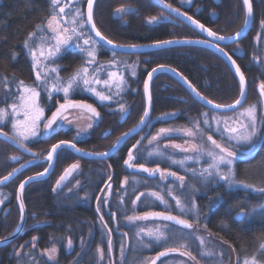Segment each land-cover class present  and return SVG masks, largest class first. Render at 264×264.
<instances>
[{"label": "trees", "instance_id": "1", "mask_svg": "<svg viewBox=\"0 0 264 264\" xmlns=\"http://www.w3.org/2000/svg\"><path fill=\"white\" fill-rule=\"evenodd\" d=\"M87 1V0H86ZM84 2V9L86 6ZM178 5L182 9L194 15L200 21L210 26L219 33L228 34L239 29L244 23L243 0H193L191 5L184 3V0H168ZM254 5V22L251 30L241 41L233 44H225V48L234 56L246 75L249 85V96L254 94L257 98L260 91L257 87L259 81L264 82V55L263 41H256L257 29L264 20V0H252ZM122 3H132L137 9L126 15V22L120 17L113 15V9ZM202 5L201 9L196 8ZM51 0H0V79L11 77L12 79L29 80L33 82L34 70L29 57V49L24 46V42L30 32L37 31V25H43L50 10ZM159 6L153 0H96L94 14L96 21L102 32L114 41L121 43H143L151 42L171 37H201L196 29L168 14V19L160 20L156 23H149L146 18L155 14ZM212 11H217L216 16ZM88 31L90 29L87 27ZM264 31V27H263ZM91 33V32H90ZM92 35V34H91ZM104 45V44H103ZM106 47V46H105ZM106 51L114 50L108 47ZM121 55L131 57L139 56L138 76L131 80L130 88L120 95L118 103L125 102L126 112H129L127 121L122 122L114 108L116 103H104L102 112L104 117L100 123L89 133H80L74 128H61L54 134L47 137H40L30 141L28 145L37 150L38 156H45L51 146L61 140H73L78 145L91 150H105L113 145L116 139L127 129L132 127L143 115L146 101L144 93V81L150 69L159 64H169L178 68L190 81L209 98L226 103L235 100L240 93L238 77L230 64L214 50L201 45H175L165 48L154 49L141 53H127L116 51ZM101 54L104 55V49ZM82 56L79 51L69 50L60 58L62 71L71 73L78 64L81 63ZM35 82V81H34ZM153 110L151 118L156 119L151 126L146 125L148 134L141 139L140 135L131 136L127 142L111 157L104 160L89 159L76 154L67 147H62L58 152L56 165L52 173L41 180L34 181L27 185L25 189V202L27 212H29V223L19 236V243L38 236L37 246L32 247L29 240L22 253L17 256L10 254L12 242L0 246V264H98V245H105L107 238L110 240V233L107 236L99 232L97 199L103 183L109 177L112 178L110 185L114 182L120 191L130 190L136 170L130 169L124 164L127 159L128 150L133 152L138 150L140 145L147 140L150 133L158 126L169 125L177 127H193L195 121H200V126L206 132L211 133L203 123L202 111L208 110L216 113H232L213 110L198 101L191 92L176 77L168 72L157 73L152 81ZM83 98H90L85 96ZM46 97H43V101ZM242 107V106H241ZM179 110L176 117L161 120V117L172 111ZM9 131L8 127L2 126ZM144 129V130H145ZM143 130V131H144ZM216 138V136H214ZM139 139V140H138ZM141 139V140H140ZM217 139V138H216ZM218 140V139H217ZM137 141H140L137 144ZM220 142V140H218ZM221 143V142H220ZM2 150L11 149L17 154L12 156L18 159L0 164V177L11 171L22 159L28 158L10 143L0 139ZM9 152V151H8ZM5 153L1 151L0 160H6ZM249 157L241 158L237 163L238 172L241 176L245 174L251 176H264V142L259 150ZM11 156V157H12ZM140 158L136 164L143 163L153 166L155 161H147L140 153ZM75 159L83 162L81 176L84 179V186L78 190L67 191L64 187L55 185V178L59 176L63 168L69 164H76ZM247 163H251L247 165ZM48 162L35 163L28 167L15 179L4 185L16 195L19 183L29 174L43 170ZM246 172V173H245ZM127 177L130 182L124 188H119L120 182ZM55 189V190H54ZM235 194H239L238 192ZM83 196V198L81 197ZM119 196L114 193V199L109 203L111 209L117 212V221L120 229H125L128 233L126 240L125 256L126 260L140 255L133 256V230L124 225L122 218L124 213L117 206ZM234 197V196H233ZM16 207V206H15ZM147 207H138V211L143 212ZM127 210H129L127 208ZM128 213V211H127ZM11 215L10 228L14 229L16 221L15 208ZM104 222L114 225L115 221L103 211ZM215 218L225 217L223 224L232 225L231 232L227 233L233 241L249 247L259 237H264V231L255 225H248L247 222L238 221L232 216L225 215V210L219 207L214 214ZM100 216H102L100 214ZM43 220L42 223L38 222ZM38 221V222H37ZM34 222H37L36 224ZM230 223V224H229ZM13 226V227H12ZM257 227V228H256ZM9 228V229H10ZM6 234L11 230H5ZM116 231V230H114ZM0 229V236L6 235ZM72 240L69 248L68 239ZM88 239L85 245V253L78 255L84 246L79 245V240ZM122 234L113 232L112 241L116 253L119 251ZM56 246L59 249L57 258L54 261L46 260L39 255V249H47ZM155 247V248H154ZM151 253L162 248L154 246ZM163 250V249H162ZM140 262V261H139ZM138 262V263H139Z\"/></svg>", "mask_w": 264, "mask_h": 264}, {"label": "rangeland", "instance_id": "2", "mask_svg": "<svg viewBox=\"0 0 264 264\" xmlns=\"http://www.w3.org/2000/svg\"><path fill=\"white\" fill-rule=\"evenodd\" d=\"M86 0H73V3L70 7H66L65 8V13L68 14L67 18H71V14L72 12H74L75 8H79L81 11H83L85 13V9H84V2ZM193 0H184V3L187 4L188 6L191 5ZM69 0H60V5H66L68 4ZM52 9L50 10V14L47 15L46 20L44 21L43 25L41 26H46L47 25V20L50 17L51 14H53V6H51ZM120 7H124L126 9H128V11L125 14H119L116 12L117 8ZM202 5H199L196 8V11L201 9ZM137 9V6L135 4L132 3H122L117 5L114 9H113V15L120 17L121 20L123 22H126V15L134 10ZM244 9H245V5H244ZM55 11H59L58 8L55 9ZM246 12V10H245ZM213 16H216L217 11H212L211 12ZM150 17H156L155 20L150 21L149 18ZM94 18L96 21V14H94ZM244 18H245V14H244ZM168 19V13L162 9L159 8V10L152 15H149L146 18V21L149 23H156L159 22L160 20H165ZM184 22V21H183ZM97 23V21H96ZM99 25V24H97ZM100 26V25H99ZM87 25L84 28L85 33H88L91 35V33L88 31L87 29ZM100 28V27H99ZM93 39L97 40L93 35H91ZM256 41L259 43V41H263V52H264V31H263V27L260 25V27L257 29V33H256V37H255ZM98 41V40H97ZM241 41V40H240ZM239 42V41H238ZM82 43V41H81ZM233 44V43H232ZM105 48L108 49V47H105V45L101 44L98 41V45H97V62L100 65H107L109 61H111L112 59H115L117 62V67L116 68H107L106 71H118L119 73L123 74L125 80H126V84L123 86V91L120 92V94L114 95V93L117 91L114 87L112 88V93H113V99L111 100H107V101H101L96 95H94L93 93L89 92L87 89L83 88V86H81V88H77L75 91H73L70 94V99L74 100V99H83V97L85 96H90L92 98H94L95 101H97V103L99 104H104V103H116L114 104V108L117 110V112L119 113L118 116L122 113L119 111V104L120 103H124L126 105L125 102H120L118 103L119 99H120V95L124 92H127L128 89L130 88V82L132 79L136 78L138 76V67H139V56H128V55H121L116 53L114 50H109L106 51ZM165 48V47H163ZM104 49V55L101 54V52H103ZM69 50H76L79 51L80 50L73 44V45H69L66 49H63L62 52L58 55L57 59H56V63L51 65L53 67H58V70L60 72V76L61 77H68L70 74H72L84 61V55L80 52L82 59H81V63L78 64L76 66V68L69 74H66L62 71V65H61V61L60 58L63 54H65L67 51ZM29 51V57L32 61V67L33 64L35 63V61L33 60L30 50ZM113 53H115V56H113ZM264 55V53H263ZM132 66V67H129ZM133 69L135 71V75H133ZM34 70V68H33ZM100 78L103 79H107V76L105 75L104 72L100 73ZM34 79H35V70H34ZM238 79V78H237ZM17 81H21L19 79H12L11 77L8 78V88L4 87V81H3V77L2 79H0V107H6L8 104L12 103V99L13 97L10 96V92L9 89L11 90L12 94L16 93V89H17ZM25 82V84L28 85H33V84H37L38 82L36 80H34L33 82L29 81V80H22ZM239 81V79H238ZM262 82L259 81L257 84V87L259 89V86ZM94 87H96V89L98 91H105V94H109V92L104 88L103 85H93ZM249 88V85H248ZM37 90L40 92V97H39V104L40 106L44 109V116L45 118H49V115L52 113L54 108H50L53 105L58 106L59 104L64 102V96L63 93H56V92H52L51 95V99H49V95L46 91H44L41 88H37ZM249 92V91H248ZM153 96V95H152ZM43 97H46V100L43 101ZM254 94H251L249 96H247V99L245 101V103L242 105V107H240L238 110H236L235 112L232 113H216V112H210L208 110H203L202 111V117L205 119H207L209 121V124H211V133L214 136L217 137L218 140H220L221 143H224V140L222 139V133L217 131V125L215 120L213 119V117H216L217 119H222L223 117H238L239 113L241 111H243L245 108H248L250 105H255L256 106V115H257V126H258V133L257 135L253 138L251 143H235L234 141L232 142L234 147L232 148L233 151H236L237 153H240L241 155H250L252 154L255 149L259 146H261L264 142L263 136H264V97H262L260 94L257 98H253ZM50 108V110L48 109ZM49 110V111H48ZM207 113V117H205L203 114ZM67 117V119H62L59 120L57 122L56 125H53V128L55 129V132L58 131L61 128L64 129H68V128H74L76 129L78 132L80 133H89L91 130H93V128L95 126H97L100 121L96 118V117H91V113L87 112L86 110H82V109H69L67 112L64 113ZM178 114H180L179 110H175L172 111L170 113L165 114L164 116L161 117V120H165V119H169L171 117H176ZM22 118V117H21ZM152 118L150 117V120ZM47 122V119H44L41 123H40V130L37 133V137L35 138H30L28 141H25L24 143H29L30 141H33L35 139H38L40 137H47L50 135H46L43 129V124ZM7 123V127L11 132V122L10 121H6ZM91 124L92 127H88V125ZM3 126V125H0ZM208 125H205V127ZM233 126H236L235 124ZM161 128L164 129H172L173 131L169 134H167L166 136H161L158 138V140L156 141H152V143L150 144L149 141L152 140L153 136H156L157 133L159 132V130ZM191 128V127H177V126H169V125H161L158 126L154 132H152V134L150 133V135H148V137L146 138L147 140H145L144 143H142L139 147L138 150H135L134 154H138L140 155V153L143 155V157L149 162V161H155L157 163L153 164V166L155 165H160L163 166V162H167L168 166H170L171 170H179L182 172H186V170L190 171L191 173H193L192 177H195V180L197 181V183L199 182V184H196L194 181L193 186L195 188H197L196 190H200L201 188H203L209 181H211L213 178H215V181H219L220 179L218 177L213 176L211 179H208L207 181L202 180L199 178L200 173L203 171V169L207 168L208 165L211 163L210 158L204 153V152H194L191 151L192 145L196 144L199 145L202 143L201 139L199 137L196 138H192L189 137L187 135H185V130ZM209 134V132H206V135L204 137L203 143H206L207 146L209 148H211V143L209 141H207L206 136ZM176 144H180L181 148L179 151H177L176 147H174V145ZM2 144H0V158H1V151L4 152L5 154V158L6 160H0V164L1 162H5V164L9 161L8 159H10V157L13 154H17L15 151L13 152L11 149H7L6 151L2 150L1 147ZM184 149H189L188 151H185ZM9 151V152H8ZM149 153H154V155L149 156ZM155 153H161L159 155H156ZM241 160V158L239 156H236L234 162H233V170L235 172V176H236V180L240 181L242 183H238V184H234L232 186H229L228 184H226L223 180H220V184L222 185V187H226V190H228L229 192H249V193H253V195H255L252 199L251 202L246 201V199H240L239 197H237L236 199H240L239 201L236 200V202H244L246 204L247 207V216H245V220L248 221L247 224L250 225H255L257 227L262 226L264 230V191H261L260 189H264V178L263 180H257L254 178H247V176H241L238 172V168H237V161ZM76 162H78L80 164V168L75 172V174L71 177L70 182H68V184L65 186L67 189V191H74V190H78L81 187L84 186V179L81 176L82 170H83V162L80 159H75ZM173 161H183V164L180 163H173ZM136 162V161H133ZM199 163V168H193V169H189L188 165L191 163ZM56 165V164H55ZM68 165H66L63 170L67 167ZM223 167V166H222ZM62 170V171H63ZM52 173V172H51ZM62 173V172H61ZM60 173V174H61ZM195 173V175H194ZM59 174V175H60ZM59 177V176H58ZM58 177L55 178V180L58 179ZM180 177V176H179ZM178 177V180H176V176L173 177V179L170 180V182L168 181L167 185L168 186H160L161 188L165 189V191H160L159 195L164 197L166 196V198H168V196H170V198L176 197L179 198L181 197V193L185 192L187 190H182V187L184 185V181H180ZM123 179L120 184H119V188H124L126 187L130 180L127 178V183H124ZM136 180L135 182H132V187L130 188V190H128L126 188V190L120 191V189H118L116 187L115 183V179L114 182L112 183V185H110L111 180L107 179L105 181V183H103L102 188L100 189L99 192V197L97 199V208H99L98 211V222H99V232H101L104 236L108 235V228L105 227V218L104 220H101V216L100 214L103 213V211L105 210V201L108 197V193L110 190V194H111V199H114V193H116L118 196H120L121 199L119 202H117L118 204V208L121 209V211L125 214L124 217L122 218V222L124 225L130 227L133 230V237L134 241H133V256L134 255H140L141 256V260L140 257H133L131 262L130 260L125 261V249H126V239L125 237L122 235V239H121V244L119 247V251L118 253H116V249L114 246V243L112 241V238L110 237V241H111V249H109V238H107V243L103 246L98 245L97 249L99 252V256H98V264H150V262L152 261V259H154L156 256H151V251L155 248L154 246H157L159 248H165L166 246H171V245H175L172 246L170 248L175 247L176 251L174 252H169L167 255L165 256H161L159 258V260L156 261L155 264H201V262L199 260L192 259L190 258L188 255H181V253H187L190 251V246L192 245L195 248V251L198 252L200 255L201 253H205V255H201L204 258V262L205 264H244L245 259L251 260V258L255 255L257 258V264H264V255H262L259 251L260 249V245L264 244V239L262 238V240L259 241H255L254 243L250 244V247L252 249H250V253L246 254L244 256V253L239 254L240 251L239 249H235L231 246L230 243H228L227 241L221 240L219 238L216 237V239H213L211 236H208L209 232L204 230V231H194L193 229H186L185 231H187L185 233V237L182 239V241H175L173 240H169V242L167 244L165 243H161V242H156L153 238L148 237L147 236V231L149 229L152 230H156L159 229L160 231L164 232L166 236L168 237H173V230L175 231V233H177L176 229L173 228L172 226L169 225V223H166V221H162V220H157V219H147V220H138L135 222H129L127 220L126 217L128 216H140L142 215V212L138 211V207L142 206V207H147L148 209H152V207L154 205H159L161 204L162 206L165 203H161L160 200H158L156 197L152 196L151 193L152 192H156L158 193L156 190L152 189L150 187L151 181L146 178L144 176V174H138V176H135L133 181ZM163 181V180H162ZM165 181V180H164ZM192 182V180H191ZM110 185V187H109ZM161 185V184H160ZM244 185H250V187H245ZM189 192H193V191H189ZM140 193H144L143 196H141L140 200L136 201V204L133 205L132 201L136 199V196L140 195ZM167 193V195H166ZM169 193H171L169 195ZM25 195V192H24ZM13 196V192H11L8 188H4V187H0V201H2L4 206H2V209L6 207L7 203L9 200L12 199ZM83 198V196H81ZM192 199L195 200V203L197 204V199L195 197H193ZM182 202L185 201V199H180ZM172 201H175V199H167L166 203L169 207L171 206ZM111 202V201H110ZM11 204V206H10ZM10 204H8V206L11 207V213L13 211V209L15 208V215H16V221L14 223V226L17 224L19 218H20V211H19V205L17 203V198L16 195H14L13 198V202H11ZM109 203V207H110ZM16 206V207H15ZM197 206H199L197 204ZM112 208V207H111ZM127 208L129 210H127ZM177 208V207H176ZM178 209V208H177ZM199 207H198V213L199 211ZM179 210V209H178ZM128 211V213H127ZM13 215V214H12ZM190 215H196L191 213ZM258 219H260V222L258 221ZM43 220H40L38 222L42 223ZM106 221V220H105ZM32 221H30L29 219V212H27V219H26V225L27 226L29 223H31ZM37 222H34L35 224ZM108 225V224H107ZM13 227V226H12ZM256 227V228H257ZM26 229V227H24V229L22 231H24ZM140 229H144V233H142L140 236L137 235L138 232H140ZM7 230H12L11 228L7 229ZM13 231V230H12ZM11 231V232H12ZM6 231H2V233H4ZM181 232V231H179ZM6 234V233H4ZM9 234V233H8ZM7 235V234H6ZM21 235V233L19 234V236ZM19 236L13 240L12 242V246H11V252L10 254H16L17 256H19L23 249L24 246L26 245V243L30 240L31 243H33L32 238L19 243L21 241H19ZM213 236V235H212ZM34 237V236H33ZM37 237L38 240V236ZM197 237H203L204 239V245L202 246L200 244L199 239H197ZM37 240L34 242L35 243V247L37 246ZM87 240L88 239H83L81 238L79 240V245L84 246V248H81V250L78 252V257L79 255H81L82 253H85V245L87 244ZM186 245L187 247H180V245ZM23 245V247H21ZM243 245V244H242ZM154 247V248H153ZM47 248V249H51ZM55 248L57 249V252L54 255V258L52 260H49L48 258V254L45 252L46 249H39V255L44 256L46 258V260L49 261H54L59 253V249L55 246ZM168 248V249H170ZM189 249V251L187 249ZM166 249V248H165ZM191 252V251H190ZM19 253V255H18ZM193 256V255H192ZM195 257V256H194ZM140 261V262H139ZM139 262V263H138Z\"/></svg>", "mask_w": 264, "mask_h": 264}, {"label": "snow or ice", "instance_id": "3", "mask_svg": "<svg viewBox=\"0 0 264 264\" xmlns=\"http://www.w3.org/2000/svg\"><path fill=\"white\" fill-rule=\"evenodd\" d=\"M159 3L163 4L166 8H171L170 4L164 3V0H158ZM73 3V0H69L68 4L61 6L60 0H51V4L53 6V14L47 20L46 26L37 25V31L30 32L28 34L27 39L24 42V46L30 50L31 56L35 63L33 64V68L35 70V80L38 82L37 84L28 85L25 84L24 81H17V89L16 93L12 94L9 89L10 96L13 97L12 103L8 104L6 107H0V125L7 127L6 121L11 122V133L9 136V132L3 131V128L0 127V136H3L5 140L11 139L21 146H24V142L28 141L30 138L37 137V133L40 130V123L47 119V122L43 124V129L46 135H51L55 133V129L53 125H56L59 120L67 119L64 116V113L69 109H82L91 113V117H99V113L96 109L91 105L84 103L83 101H75L70 99V94L75 91L77 88L87 89L89 92L96 95L101 101H107L113 99L112 88L114 87L117 91L114 95H119L121 91H123V86L126 84V80L123 74L118 71H106L107 68H116L117 62L115 59H112L108 62L107 65H100L97 62V45L98 41L93 39L92 36L88 33H85L84 28L86 25H91V30L95 32V36L99 37L100 40H105L109 45L113 44V41L107 39L102 35L100 30L96 27L93 18V6L95 0H87V14L85 17V13L81 11L79 8H75L74 12L71 14V18H67L68 14L65 13V8L70 7ZM244 5L246 6V18H245V27L248 24V18L252 14V4L251 0H243ZM58 8L59 11H55ZM173 11H179L178 9H172ZM128 9L124 7H120L116 9V12L119 14H125ZM182 15H186L183 14ZM156 17H150L149 20L153 21ZM189 20L192 21L193 24L197 25L200 29L206 31L207 36L212 37L216 40H225L232 39V37L220 36L216 32L211 31L210 29H205L203 24H200L199 21L193 20L192 17H188ZM261 26L264 27V20L261 21ZM235 36L238 38L240 36V32H236ZM82 41V43H81ZM177 43L179 41H176ZM202 43H211L210 41H200ZM174 41H157L155 46L159 47L165 44H172ZM75 45L80 52L84 55L83 63L68 77H61L58 67H53L51 65L56 63V59L58 55L62 52L63 49H66L69 45ZM116 47H124L123 45H117ZM128 47L136 48V45H129ZM223 52V49H219ZM227 56L228 54L225 53ZM115 56V53H113ZM228 59L231 61L233 65H236V61L232 60L231 56H228ZM132 67V66H129ZM163 68V66H161ZM157 69H153L152 72H155ZM175 71V69H172ZM104 72L107 76V79H101L100 73ZM236 72L239 74V98H237L231 104H219L214 101L208 99L207 97L201 96L199 92L193 88V92L196 93L201 99L205 101L207 105H211L216 109H235L237 105H241L243 99L245 98V76L241 72L238 65H236ZM133 75H135V71L133 69ZM152 73H148V79L151 80ZM4 87L8 88V78L3 77ZM93 85H103L104 88L109 92V94H105V91H98L96 87ZM191 87V85H190ZM37 88H41L46 91L49 95V99H51L52 92L63 93L64 102L59 104L50 118H45L44 109L39 104L40 92ZM145 93L147 94L149 91V83L146 80L144 83ZM260 95L264 97V82H262L259 86ZM150 99V97H149ZM119 111L122 113H126L125 104H119ZM207 117V113L203 114ZM22 117V118H21ZM149 117V111L145 109L143 115L140 118V124L147 123V118ZM217 125V131L222 133V139L224 143H218L216 139L213 138L212 135L208 134L206 136L207 141L211 143V148L207 146L206 143H203L204 137L206 135L205 130L201 128L200 121H195L192 128H188L185 130V135L196 138L199 137L202 141L201 144L196 145L193 144L191 151L194 152H204L211 160V163L207 168L203 169L200 173L199 178L207 181L211 179L213 176L218 177L220 180H223L229 186L234 184L242 183L236 180L235 172L233 170V162L237 156V153L232 150L234 147L233 141L237 144L239 143H251L253 138L258 133L257 126V115H256V106L250 105L248 108H245L243 111L239 113L238 117H223L222 119H217L213 117ZM205 125H208V128L211 129V124L209 121L205 119L203 121ZM236 126H233V125ZM88 127H92L91 124ZM139 127V125L137 126ZM136 131V128L131 129L128 133L122 134L121 137L117 138V141L112 145L113 149L118 148L121 143L127 142L128 138ZM172 129H164L161 128L156 136L152 137V140L149 141L151 144L152 141L158 140L161 136H166L171 133ZM80 133H77L79 136ZM140 141H137L139 144ZM62 146H70L75 149L77 152L80 149L76 148V144L71 141L61 140L56 144L51 146V150L47 154V161L51 162L54 159V154L57 153V150ZM176 148H180V145H174ZM132 148H136V145H133ZM132 148L128 150L127 159L124 160V164L129 167H138L145 173H148L150 176H154L156 173H160L161 178H165L164 171L159 168L157 165L156 168H147L143 163L134 164L133 161H136L140 158L138 154H134ZM188 151L189 149H184ZM159 155L161 153H155ZM85 155H97L100 157H106L109 153H85ZM154 155V153H149V156ZM10 159L15 160L18 159L15 156L10 157ZM173 163L183 164V161H173ZM223 166V167H222ZM25 165H21V168H24ZM79 167L78 164H73L69 169H65L64 174L60 176L57 180V187L61 186V183L66 179V177L71 173V171L77 169ZM20 169H13L12 172H9L8 175L0 178V183L8 181L10 178L14 176L15 173L19 172ZM49 171L48 168L44 169V172L38 173L37 176H43ZM168 175L175 176V172H169ZM195 175V173H194ZM37 177H29L27 181L21 182L19 185L20 191L22 192L25 184L31 180L36 179ZM184 177H179L180 181H184ZM111 180V177H109ZM127 177H125L124 183H127ZM245 187H250V185H244ZM110 187V185H109ZM55 190V189H54ZM264 191V189H260ZM195 191V189H193ZM171 193H169L170 195ZM144 193H140V195L136 196V199L132 201L133 205L136 204V201L140 200L141 196ZM152 196L156 197L161 203H165L166 208L168 205L164 200V197L160 196L159 193L152 192ZM19 200L20 197L18 196ZM176 201V207L181 211V213H193L197 216L198 221V206L195 203V200L191 197L187 198L185 201H181L179 198L173 197ZM2 203V201H0ZM107 203V201H105ZM24 205L23 201L20 202V211L23 214ZM99 211V208L97 209ZM243 214V213H242ZM115 214H113L114 216ZM150 217H159L163 220L173 221L178 225H181L186 229H193V223L189 222L186 219H179L176 216L165 214L163 212H146L140 216H128L127 220L131 222H135L138 220H147ZM101 220L103 217L101 216ZM105 227H107V223L105 222ZM111 229H109V232ZM144 233V229H140V232L137 233L140 236ZM125 235H127L125 233ZM147 236L153 238L156 242H161L167 244L170 239H174V237H168L164 232L159 229L152 230L149 229L147 231ZM199 239L200 244L204 245L203 237H197ZM37 237H32V247H35V241ZM4 242V241H0ZM68 246L71 248L72 240L68 239ZM23 247V245L21 246ZM180 247H187L186 245L181 244ZM109 249H111V241L109 240ZM176 251V248H170L167 251L160 252L157 256H165L169 252ZM260 253L264 255V244L260 245L259 249ZM45 252L48 254L49 260L54 258L57 249L53 246L51 249H46ZM19 255V253H18ZM181 255H188L190 258L195 259L192 256L191 252L181 253ZM201 255H205V253H201ZM152 264H155V260L152 261ZM244 264H257V258L254 255L251 260L245 259Z\"/></svg>", "mask_w": 264, "mask_h": 264}, {"label": "flooded vegetation", "instance_id": "4", "mask_svg": "<svg viewBox=\"0 0 264 264\" xmlns=\"http://www.w3.org/2000/svg\"><path fill=\"white\" fill-rule=\"evenodd\" d=\"M169 2H171V1H169ZM174 5H176V4H174ZM176 6H178V5H176ZM83 99H85L86 101H88L89 103L94 105L96 111L99 113V117H96V118L99 121L102 120V118L104 117V113L102 112V109H101L103 104L97 103V101H95L94 98H92V97L83 98ZM58 106L53 105L52 107H50V108H54L52 112H54ZM50 108H48V109L50 110ZM51 115H52V113L49 115V118L51 117ZM128 117H129V112L121 113L119 115V118H121L122 122L127 121ZM155 121H156V119L155 120H153V119L150 120L149 119V122L147 123V125L149 124V126L151 128V126L155 123ZM143 130L141 132L137 133L138 135H140L139 137H141L144 134H148L147 129H145L144 131ZM210 135H212L214 139L217 138V137L215 138L213 134H210ZM263 140H264V136H263ZM71 141H73V140H71ZM217 142L220 143L218 140H217ZM25 144L28 145V143H25ZM176 145H180V144H176ZM28 146H30V145H28ZM30 147L32 149L36 150L32 146H30ZM83 148H85V147H83ZM259 148H260V146L255 149V151L252 153V155L255 154L259 150ZM176 149H177V151L180 150L178 148H176ZM97 151H99V150H97ZM45 156H38V154H37L36 157L39 160H37L35 163L42 162L43 160H46ZM57 157H58V155H57ZM31 158H32L31 156H28V158L22 159V161L20 163H22L24 161H27V160H29ZM101 160H104V159H101ZM238 162H239V160L237 161V163ZM20 163H18V164H20ZM133 163L136 164L135 162H133ZM34 164H32V165H34ZM76 164L79 165V167L76 169V171H77L80 168V164L78 162H76ZM250 164L251 163H247V165H250ZM32 165H30V166H32ZM30 166H28V167H30ZM199 166L200 165H199L198 162L197 163H191V164L188 165V168L189 169L199 168ZM149 167H157V165L149 166ZM160 167L162 168V171H164L165 178H163V179L161 178L160 173H156L154 176H150L149 174L143 172L142 170H140V171L136 170V172H138L139 174H144V176L151 181L150 187L152 189L156 190L158 193H160V191H165V189L161 188L160 186H168L167 185L168 181L170 182V180L173 179V177L176 176V180H178L179 176L180 177L183 176L185 179H184V185L182 187V190H187V191L181 193L180 199H185L186 200L189 197H191V198L195 197L197 199V201H198L197 204L199 205L198 207L200 208L199 209L200 212L198 213V221L199 222L197 223V216L196 215L195 216L194 215H190L191 213H187V214L181 213V211L176 208V203L174 201H172V203H171L172 207L168 206V208H166L165 204L163 206L161 204H159V205H154L152 207V209H146L145 211H148V210L149 211H161V212H166V213L178 216L180 218L186 219L189 222L193 223V225H194L193 230L194 231L199 232V231L206 230V231L209 232L208 236H211L213 239H216V237H217V238H219L221 240H224V241H227L228 243H230L231 246L234 248V250L235 249H237V250L239 249V251H240L239 254L244 253V256H245L246 254L250 253L249 251H250V249H252L250 246L249 247H243L242 244H238L236 241H233L230 237H228L227 233H229V231L231 232V230H232L231 226L232 225L230 226L227 223L226 224L222 223V220L225 219V217L215 218L214 214L216 213V210L219 207H221V209H223V211L225 210V215H228L229 217L232 216L234 219H236L238 221L248 222V221H246L244 219L245 216H247V210H248L247 207H246V204L244 202H238L237 203L236 200L239 201L242 198V199H246V201H248V202H251L253 197L255 196V195H253V193L241 192L240 191V192H238L239 194H235L237 192H229L228 190H226V187H222V185L220 184L221 181L220 180L219 181H215V178H213L211 181H209L200 190H196L197 188H195L192 183L195 182L196 184H199V182L197 183V181L195 180V177H192L193 173H191L190 171L186 170V172H182V171H179L177 169L171 170L170 166H168V163L166 161L163 162V166H160ZM169 172H175L176 175L175 176H170V175H168ZM74 174H75V172H74ZM244 176H247L248 179L249 178H254V179H257V180H263V178H264V176H251V175H247V174H245ZM71 177H70V179L67 180V182L64 185H62L59 188H62L64 186H66L68 184V182H70ZM191 180H192V182H191ZM0 187H4V186H0ZM193 189H195V191H193ZM189 191H193V192H189ZM166 195H167V193H166ZM237 197H239L240 199H236ZM110 199H111V194H110V190H109L108 197L106 199L107 203H105V210L104 211L107 213L108 216L110 215L111 219L113 220V213L112 212H115V211L113 209L109 208ZM121 199H123V198H121L120 196L117 198L118 201H120ZM167 199L168 200L169 199L173 200V198H170V196H168V198H166V196H165L164 200L167 201ZM11 202H12V199L8 201L6 207L3 208V209H2V206H4V205L1 206V204H3V203H0V229H1V231H5V230H7L8 228L11 227L10 226L11 220H12V218H11V215H12L11 210L12 209L10 207L11 206V204H10ZM8 204H10V206H8ZM19 211H20V208H19ZM145 211H143L142 214H144ZM101 215H102V217L104 219L103 213H101ZM151 219H157V220L166 221V223H169L170 226L175 228L176 231H177V233H175V231L173 230V232H174L173 233V237H174L175 241H182V239L185 237V233L187 231H185L186 228H183L181 225H178V224H176L173 221L163 220L161 218H151ZM258 221L260 222V219H258ZM263 222H264V219H263ZM18 223H19V220H18L17 224L15 225L14 229L16 228ZM107 228H108V231H109V229H111V231L109 232L111 236L113 235V232H117V231H114L115 230L114 229V225H107ZM117 228H118V233L122 234L125 237V239L127 240V238H128L127 231L125 229H120L119 225H118ZM14 229H12V230H14ZM122 231H125V232H122ZM179 231H181V232H179ZM262 231H264V230H262ZM125 233L127 235H125ZM2 236H5V235H2ZM2 236H0V237H2ZM261 237L256 239V242L259 241V240H262V238L264 239V237H262V238ZM170 240H173V239H170ZM172 246H175V245L166 246L165 248H170ZM189 246L191 247L190 248L191 254L193 256H195V258L197 260H199L201 262V264H205L204 258L198 252L195 251V248L192 245H189ZM165 248H162V249H165ZM162 249H160L159 251L157 250L156 252L152 253L151 256H154L155 254L160 252ZM187 250L189 251V249H187ZM126 259L127 258L125 256V261H127Z\"/></svg>", "mask_w": 264, "mask_h": 264}, {"label": "water", "instance_id": "5", "mask_svg": "<svg viewBox=\"0 0 264 264\" xmlns=\"http://www.w3.org/2000/svg\"><path fill=\"white\" fill-rule=\"evenodd\" d=\"M153 1L156 3V5L159 6V8H161L164 11H166L170 15L176 17L177 19H180V20L184 21L185 23H187L188 25H190L191 27H193L194 29H196L203 36H201V37H171V38H166V39H161V40H156V41H151V42H143V43H121V42H117V41L112 40L108 36H106L102 32V30L98 27V25H97V23L95 21V18H94V6H95V3H94V6H93V18H94V22L96 24V27L100 30V32L102 33L103 36H105L107 39L112 40L113 41V44L112 45H109L105 40H100L99 37H96L95 36V32L91 30V25H87V26L90 29V31L92 32V34L95 36V38L97 40H99L100 43H102L106 47H109V48L114 49L116 51L127 52V53H141V52H146V51H150V50H154V49H159V48H163V47H170V46H175V45H201V46L208 47V48L214 50L215 52H217L218 54H220L230 64V66L233 68V70L235 71L238 79H239V74L236 72V65L239 66L241 72L244 74V72H243L242 68L240 67L239 63L236 61V59L234 58V56L224 47V45L225 44H232V43H236V42L240 41L251 30L252 25H253V22H254V17H255V15H254V5H253V1L252 0H251V4H252L253 11H252L251 16L247 17L248 18V24H247V26L245 27V20H244V23L242 24V26L239 29H237L236 31H234L232 33H229V34H223V33H219L217 31H215L210 26L206 25L205 23H203L202 21H200L198 18H196L194 15L190 14L188 11H186V10H184V9L176 6V5H174L173 3H171V2H169L167 0H164V3L170 4L172 6L171 8L164 7L163 4H161V3L158 2V0H153ZM95 2H96V0H95ZM172 9H178L179 11L178 12L177 11H173ZM85 10H86V14H87V4H86V9ZM245 10H246V6H245ZM182 13L183 14H186V15H182ZM188 17H192L193 20L199 21L200 24H203L204 25L205 29H210L211 31L216 32L220 36L232 37V39L216 40V39H214L212 37H209V36H207L206 31L200 29L197 25L193 24L192 21L188 19ZM245 18H246V16H245ZM238 31L240 32V36L237 38L235 36V33L238 32ZM169 40L174 41V43H172V44H165V45H162V46H159V47L155 46V44H156L157 41H169ZM205 40L210 41L211 43L209 44V43H202V42H200V41H205ZM176 41H179V42L177 43ZM117 45H123L124 47H116ZM129 45H136L137 47L136 48L128 47ZM221 48L223 49V52H221L219 50ZM225 53H227L228 55L226 56ZM228 56H231L232 57V60H235L236 61V65H233L231 63V61L228 59ZM161 66H163V68H161ZM153 69H157V70L155 72H152ZM172 69H175V71H172ZM160 72H168V73L172 74L182 84L185 85V87L191 92V94L198 101H200L205 106H207V107H209V108H211L213 110H216V111L228 112V111H233V110H236V109L240 108L245 103V101L247 99V96H248V93H249L248 92L249 91V88H248L247 78H246V75L244 74L246 84H245V98L243 99L242 104L241 105H237V107L235 109H224V108L216 109V108H213L211 105H207L203 99H201L199 96L196 95L195 92H193L192 89L195 88L196 91L201 94V96L207 97L208 99L214 101L215 103H219V104H231L237 98H239V96L235 100H233L231 102L222 103V102L215 101V100L209 98L208 96H206L204 93H202L192 83V81H190V79L186 75H184L178 68H176V67H174L172 65H169V64H164V63L163 64H159V65H156L155 67H153L152 69H150L148 71V73H152L151 80L148 79V73H147L146 78H145V81L147 80L148 83H149V91H148L147 94L145 93V89H144L145 101H146L145 109H147L149 111V117L147 118V123L149 121V118H150V116L152 114V110H153L152 81H153L154 76L157 73H160ZM145 81H144V83H145ZM190 85H191V87H190ZM149 97H150V99H149ZM75 101H83L84 103L91 104V103H89L88 101H85V100H75ZM147 123L141 125L140 124V119H139L138 122H136L132 127H130L129 129H127L126 131H124L122 134L128 133L131 129L136 128V131L131 135V136H133V135L139 133L140 131H142L143 128L146 126ZM138 125H139V127H137ZM3 131L7 132L4 129H3ZM122 134L119 137H121ZM9 136H11L10 133H9ZM0 138L3 139V140H5V138L3 136H0ZM61 140H67V139H61ZM61 140H59V141H61ZM5 141L9 142L13 146H15L18 150H20L22 153H24L26 155H29L32 158L29 159V160H27V161H24V162L20 163L15 168H13V169H20V171L17 172V173H15L14 176L12 178H10L8 181H5L3 183H0V186H3L5 184L9 183L17 175H19L22 171H24L28 166L34 164L37 160H39L36 157L37 156V151L34 150V149H32L30 146H28L26 144H24V146H21L20 144H18L17 142H15V141H13L11 139H8V140H5ZM59 141L55 142L54 144L58 143ZM67 141H71V140H67ZM116 141H117V139H116ZM71 142L76 144V148L80 149L79 152H77L75 149L71 148L70 146H62V147H67V148L71 149L72 151H74L76 154H78L80 156H83V157H86V158H90V159H99V160L100 159H108L109 157H111L112 155H114L123 146V144L125 143V142L121 143V145L118 148H116V149H113L112 146H111V147H109V148H107L105 150H99V151H97V150H91V149L83 148V147L79 146L74 141H71ZM50 150H51V148H50ZM58 152H59V149L57 150V153L54 154L53 161L49 162L48 165L45 167V168H48L49 169V171L45 175H43V176H37L38 173L44 172V169L45 168L43 170L39 171V172H35V173H32V174L27 175L21 182L27 181L29 177H37V178L34 179V180L29 181L28 183H26L25 184V187H24V189H23L22 192L20 191V188H19V185L21 184V182L19 183L18 188H17L16 197H18V196L20 197L19 200L17 199L19 208H20V202H21V200L23 201V205H24L23 214H21V211H20L19 223H18V225L16 226V228L13 231L10 232L9 234L5 235V236L0 237V241H4V242H0V246L5 245V244H8V243L12 242L13 240H15L19 236V234L22 232V230L24 229V227L26 225V219H27V206H26V202H25V198H24L25 189H26V187H27L28 184H30V183H32L34 181H37V180L44 179V178L48 177L51 174V172L53 171V169L55 167V164H56ZM105 152L109 153V155L106 156V157H100V156H97V155H85V153L94 154V153H105ZM46 157H47V155L45 156V159H46ZM241 157L242 158H245V156H241ZM21 165H25V167L24 168H21ZM71 165H73V164H71ZM71 165H69L66 169H69ZM145 167L150 168L149 166H146V165H145ZM159 168L162 170V168L160 166H159ZM13 169L11 171H9V172H12ZM131 169L140 171V169L138 167H133ZM75 171H76V169L73 170V171H71V173L61 183V186L64 185L67 182V180L69 179V177ZM8 173L5 174V175H3L0 178H3L4 176L8 175ZM62 174H64V172ZM56 186H57V184H56ZM148 212H161V211H148ZM112 213L115 214L113 216V219L115 221V223H114V229L117 231L118 230L117 227L119 225L118 224V221H117V214L115 212H112ZM163 213L169 214V213H166V212H163ZM170 215H173V214H170ZM173 216H175V215H173ZM176 217H178V216H176ZM150 218H159V217H150ZM178 218L179 219H183V218H180V217H178ZM167 250H168V248L163 249L160 252L167 251ZM160 252H158L154 256H156V255L158 256ZM157 256L154 259H152V261L155 260V263H156L157 260H159V259H157ZM160 257L161 256H159V258ZM152 261L150 262V264H152Z\"/></svg>", "mask_w": 264, "mask_h": 264}]
</instances>
